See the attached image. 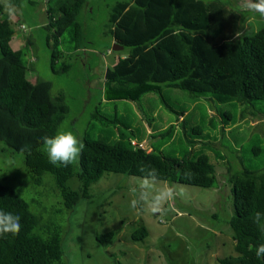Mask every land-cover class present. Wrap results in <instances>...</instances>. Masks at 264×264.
Segmentation results:
<instances>
[{"label":"rangeland","instance_id":"rangeland-1","mask_svg":"<svg viewBox=\"0 0 264 264\" xmlns=\"http://www.w3.org/2000/svg\"><path fill=\"white\" fill-rule=\"evenodd\" d=\"M1 1L4 11L0 18L12 21L16 34L12 48L23 52L29 80L50 83L53 96L63 98L68 106L59 129L74 132L82 141L104 143L125 134L147 144L149 152L154 149L181 159L196 160L204 153L216 169L217 181L208 188L161 181L174 185L178 193L166 205L168 211L163 216L130 208V189L137 177L122 173H105L91 184L89 196L69 210L52 174L39 177L28 172L23 154L0 143V182L19 189L31 212L42 218L51 233L60 235L63 262L219 264V259L237 255L229 225L235 209L231 178L244 169L264 172V101L255 102L253 107L236 100L222 103L210 94L197 96L165 85L163 98L148 92L138 103L107 101L106 71L119 57L129 55L128 48L112 49L115 42L109 33L110 17L115 6L127 0H87L77 18L83 37L74 38L70 27L57 47L60 57L55 64L47 45L51 34L46 28L47 11L50 7L60 18V0H12L16 5L12 16L5 10V0ZM223 2L249 12L243 35L264 27V16L247 7L252 0ZM66 65L69 67L64 70ZM182 112L185 115L180 118ZM123 123L134 131L133 136ZM9 157L15 159V169L5 166ZM78 160L72 165L78 166ZM72 186L77 188L78 182ZM142 225L149 235L134 241V231ZM111 231L115 232L113 240L99 242L97 236Z\"/></svg>","mask_w":264,"mask_h":264},{"label":"trees","instance_id":"trees-1","mask_svg":"<svg viewBox=\"0 0 264 264\" xmlns=\"http://www.w3.org/2000/svg\"><path fill=\"white\" fill-rule=\"evenodd\" d=\"M86 4L87 0H60V18L48 8L46 28L51 34L47 45L53 64L60 57L57 47L61 38L70 27L74 38L83 37V26L77 18ZM3 11L0 0V16ZM248 16V11L234 9L223 0L119 2L111 13L109 33L116 44L129 49V55L107 69L105 100L138 103L148 92L163 98L165 85L197 96L210 94L222 103L236 100L242 106H252L264 101V27L242 35V39L235 37L237 31L243 32ZM15 35L12 21L0 18V143L23 154L28 172L39 177L52 174L67 209L87 198L91 184L105 173L140 177L143 173L139 169L144 166L155 167L161 181L201 188L215 184L216 169L208 155L200 154L194 160L154 149L149 152L133 145L134 138L125 134L112 143L84 139L78 166L49 163L41 138L56 133L69 109L63 98L53 96L50 83L29 80L23 52L10 44ZM68 67L64 66V70ZM184 115L185 112L178 114ZM171 130L172 127L167 129ZM130 132L133 136L134 131ZM24 146L30 152L21 153ZM231 179L235 209L229 225L237 255L218 262L264 264V256L255 255L256 247L264 243V231L253 222L257 212L264 213V172L244 169ZM74 181L78 182L77 188L72 186ZM0 210L21 217L18 235L0 237V264H65L60 235L51 233L42 218L31 212L27 201L1 182ZM148 235L142 225L132 239L143 240ZM114 236L111 231L97 239L110 242Z\"/></svg>","mask_w":264,"mask_h":264},{"label":"clouds","instance_id":"clouds-1","mask_svg":"<svg viewBox=\"0 0 264 264\" xmlns=\"http://www.w3.org/2000/svg\"><path fill=\"white\" fill-rule=\"evenodd\" d=\"M252 11L264 16V0H257L256 3L247 5ZM5 10L9 16L16 12V5L12 0H5ZM243 32L237 31L236 38H240ZM42 150L46 154L49 163L54 166L68 167L74 164L82 153L85 145L81 138L74 132L60 128L52 136L41 138ZM21 153L30 152L27 146L21 147ZM5 166L12 170L15 169V159L7 158ZM142 176L136 178V184L130 189L132 199L130 208L132 210H148L152 214L165 215L168 211L166 205L178 195L176 187L161 182L158 170L152 166H144L139 169ZM8 172V171H6ZM19 191V189H17ZM254 223L261 231H264V213L255 214ZM21 231V217L12 212L0 210V237L6 234L18 235ZM255 255L257 258L264 256V243L256 247Z\"/></svg>","mask_w":264,"mask_h":264},{"label":"built area","instance_id":"built-area-1","mask_svg":"<svg viewBox=\"0 0 264 264\" xmlns=\"http://www.w3.org/2000/svg\"><path fill=\"white\" fill-rule=\"evenodd\" d=\"M132 144L133 145H138L139 147H141V148H147V144H145V143H143V142H137V141H132Z\"/></svg>","mask_w":264,"mask_h":264},{"label":"water","instance_id":"water-1","mask_svg":"<svg viewBox=\"0 0 264 264\" xmlns=\"http://www.w3.org/2000/svg\"><path fill=\"white\" fill-rule=\"evenodd\" d=\"M122 48H124L122 45H118V44L114 43L112 49H113V50H120V49H122Z\"/></svg>","mask_w":264,"mask_h":264},{"label":"crops","instance_id":"crops-1","mask_svg":"<svg viewBox=\"0 0 264 264\" xmlns=\"http://www.w3.org/2000/svg\"><path fill=\"white\" fill-rule=\"evenodd\" d=\"M12 40H13V39H12ZM12 40H11V43H10V44H11V46H12ZM113 41H114V40H113ZM16 50H17V49H16ZM119 58H120V57H119ZM180 118H183V117H180ZM149 128H151V127H149ZM149 133H150V134H152V133H153L151 129L149 130Z\"/></svg>","mask_w":264,"mask_h":264}]
</instances>
